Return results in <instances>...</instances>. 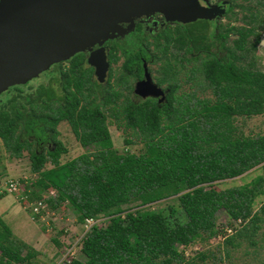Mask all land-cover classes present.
<instances>
[{
    "label": "trees",
    "instance_id": "obj_1",
    "mask_svg": "<svg viewBox=\"0 0 264 264\" xmlns=\"http://www.w3.org/2000/svg\"><path fill=\"white\" fill-rule=\"evenodd\" d=\"M245 1L232 0L229 21L218 26L215 41L208 36L205 20L158 34L154 45L162 57L154 55L161 61L156 82L168 89L162 103L132 93L129 79L136 70L141 73L140 57L146 61L153 57L146 51L148 43H142L146 36L137 31L131 32L130 42H125L129 34L123 38L126 46L108 41L109 61L117 62V49L125 58L117 86L99 90L103 85L93 78L84 53H78L67 61V69L53 64L46 71V84L25 93L15 87L17 92L11 89L0 102L5 150L15 158L26 151L31 172L37 174L31 194L38 199L39 193L54 189L57 196L48 200L49 205L55 209L66 202L80 221L110 218L105 227L92 225L85 233L81 251L86 261L73 258L63 264H183L178 245L187 246L199 233L211 232L221 209L232 219L248 220L250 226L237 235L252 238L263 220L264 203L257 212H252L251 203L264 193V177L241 189L204 187L264 162V133L245 135L235 124L238 117L264 113V71L257 68L255 57L264 32L259 9L264 0ZM234 7L244 12L241 17ZM230 20L242 24L231 25ZM184 60L196 61L189 81L201 74L202 90H210V98L177 94L181 85L176 65ZM109 118L124 134L125 145L142 144L139 153H118L110 146ZM61 121L68 122L80 145L99 147L61 163L67 152L58 139ZM47 162L51 168H44ZM175 195L187 216L185 222L171 224L161 213L125 207ZM232 241L227 237L224 242ZM37 254L0 218V264H28Z\"/></svg>",
    "mask_w": 264,
    "mask_h": 264
},
{
    "label": "rangeland",
    "instance_id": "obj_2",
    "mask_svg": "<svg viewBox=\"0 0 264 264\" xmlns=\"http://www.w3.org/2000/svg\"><path fill=\"white\" fill-rule=\"evenodd\" d=\"M144 1V0H143ZM147 1V0H145ZM174 0H163V2L169 5ZM202 7H221L222 5H230V0H198ZM239 4H245V0H236ZM255 3V0H253ZM262 16H264V3L259 6ZM235 12L238 17H241L244 12H241L238 7H236ZM158 12L144 11L140 10L138 12L132 13L124 26L120 23H115L118 28L117 31L124 34L125 32H131L134 26L138 25V20L141 22H147L153 19V16ZM160 14V13H158ZM162 14V13H161ZM163 16V15H162ZM164 17V16H163ZM157 16L156 21L164 22L165 27L173 28L178 24V21L173 18ZM119 17H115L117 20ZM127 19V18H126ZM209 31L208 36L210 39L215 41V36L218 31V26L220 24H227L229 19L226 15L218 14L212 18H209ZM231 25H240V21L230 20ZM107 32V27L105 24L99 21H90L87 23H82L74 25L67 30L59 34L55 39L49 42L47 45V51H36L25 53L15 59H11L3 63L0 68L4 67L3 77L8 80V84L15 78L20 77V83L10 84L9 87L0 90V102L6 97L10 90L17 92L15 87H19L22 92H30L35 89V87L40 83H47L46 71L53 65L50 63L48 68L41 69L38 73H33V77L26 82L27 75H24L25 71H33V67L37 65L36 62L40 61L41 54L48 53L49 55L55 52H70L73 45L88 44L87 49L76 52L87 54L95 49V47H100L99 42L93 45L92 40L103 35ZM119 34H113V38L107 41L114 42L118 45L126 44L121 39H115ZM134 36L133 33H129L126 37L125 42H130L131 38ZM146 41L142 43H148L147 50L153 55H159L162 57V53L154 45L157 38L153 35L146 34ZM234 38L232 35L230 37ZM161 41V40H160ZM106 44L103 42L102 46L105 47L106 51H109L108 42ZM93 45V46H92ZM129 47V46H128ZM220 47V46H219ZM97 49V48H96ZM214 50H217L216 48ZM117 62L110 63L107 77L103 86L99 89L103 91L110 86H117L120 82V77L124 73L125 58L123 57L122 50L117 49ZM170 52H175L171 50ZM73 55V56H74ZM202 53L201 56H203ZM72 55L65 54V60L57 62L62 68L67 69V61L73 57ZM181 54H179V58ZM188 57V56H186ZM255 57L257 60V68L264 71V32H261L260 43L257 46L255 52ZM161 61L152 60L148 63L151 69V80L156 83V78L159 76L158 67ZM196 61L187 62L186 60L182 63L176 65L178 70L179 83L181 85L178 95L195 93L198 97H211L210 90H202L204 86L203 77L198 72L195 74L194 78H191V69ZM198 64V63H197ZM95 78V77H94ZM24 82V83H22ZM131 86H134L136 78L132 77L129 79ZM163 89L166 85L161 86ZM118 88V87H116ZM235 124L239 130L245 135H257L264 133V113L253 116V117H238L235 119ZM108 129L110 132V146H112L118 153L132 152L139 153L142 148L141 143H135L132 145H125L124 134L120 129H118L115 124L108 119ZM59 131L58 139L67 148V152L62 154L60 157V162L64 163L71 160L78 155L96 150L99 146L95 143L86 146L80 145L76 140L74 134L72 133L70 126L65 121L59 122L57 126ZM52 165L47 162L44 168H51ZM37 177V174L31 172L30 162L28 154L26 151L19 158L10 156L9 152L5 150L2 140L0 139V215L4 214L3 210L7 207L11 208L16 206L19 217V227H14V223L6 219L7 224L10 228L14 227L16 233L21 237H24L28 241V245L33 249L37 250L38 254L31 260L28 264H63V262L70 259H79L81 261H86L85 255L81 251L82 239L87 232V230L92 225H97L100 228L105 227L109 222L110 218L105 216H100L97 219H92L90 222L78 220V215L71 209V207L65 202L62 203L57 208H52L50 205L48 207V212L43 213L42 217L31 218L32 213L30 206L34 200L37 199L36 195H32L30 190L33 189V183ZM256 177H264V162L248 170L244 174L231 178L224 179L220 181L213 182L209 185H205L206 189H212L215 191H224L231 188H243L250 185L253 179ZM19 179L24 183L25 191L22 194L8 193L4 191L5 181L7 179ZM52 190V189H51ZM49 191H44L39 193L48 194ZM24 196V197H23ZM57 194L51 196L52 201L55 200ZM23 197V198H21ZM13 198V199H12ZM10 200L12 205L10 206ZM264 203V193L257 194L251 203L252 212H257L259 207ZM125 207L131 208V211L141 212V213H161L167 217L168 221L172 224L175 221L185 222L187 221V216L184 213L182 206L179 201V196L175 195L154 203H150L143 206H136L135 204L128 205ZM33 217V216H32ZM17 221V220H16ZM236 219L230 218L228 213L221 209L216 214V220L214 227L211 232H202L195 236L194 240L187 246L178 245V250L182 252L185 263L183 264H264V217L263 220L257 223L258 228L250 239L248 236H238V231L244 229L248 225V220L242 221L235 225ZM231 227L232 232L228 233L226 228ZM18 234H15L18 239L21 240ZM227 237H233L232 244L225 243ZM23 241V240H22ZM254 241V243H252Z\"/></svg>",
    "mask_w": 264,
    "mask_h": 264
},
{
    "label": "water",
    "instance_id": "obj_3",
    "mask_svg": "<svg viewBox=\"0 0 264 264\" xmlns=\"http://www.w3.org/2000/svg\"><path fill=\"white\" fill-rule=\"evenodd\" d=\"M216 8L218 9L202 7L198 0H174L170 5L163 0H0V66L25 53L47 51L46 44L74 25L99 21L106 25L107 32L92 40L93 45L99 42L100 47L89 52L87 64L94 68L98 83H104L109 62L102 44L105 40L113 38V34H122L117 31L115 23L128 20L130 15L139 9L159 12L166 18L186 23L222 14V11ZM115 17L119 18L114 20ZM87 45H73L71 50H68L70 52L41 54L42 57L32 68L33 71L24 72V75H27L24 82L28 77L31 79L33 73L47 69L50 63L65 60V54L73 56L76 52L87 49ZM143 69L144 77L136 83L134 93L142 98L154 97L159 98V102L163 101L165 93L152 82L145 62ZM3 70L4 67L0 68V90L10 84H21L18 76L8 84V80L3 77Z\"/></svg>",
    "mask_w": 264,
    "mask_h": 264
},
{
    "label": "flooded vegetation",
    "instance_id": "obj_4",
    "mask_svg": "<svg viewBox=\"0 0 264 264\" xmlns=\"http://www.w3.org/2000/svg\"><path fill=\"white\" fill-rule=\"evenodd\" d=\"M236 1V0H235ZM205 7H207V6H205ZM231 7H232V0H230V5H227V7H226V5L224 6V5H222L221 7H218V11H222V15H226V16H228L229 14H230V9H231ZM207 8H209V7H207ZM211 8H215V7H211ZM234 10L236 9V7H234L233 8ZM159 13V12H158ZM158 13H156L154 16H153V19L152 20H150V21H147V22H143L142 20H141V22L138 20V25L137 26H134L133 27V30H131V32H134V31H137V34H143L144 36H146V34H149V35H153L154 36V38L155 37H157L158 36V34H160V33H162V31H164L165 29H167V27H165V25H164V22H160V21H156V17L157 16H161V17H163L162 15L163 14H158ZM164 18V17H163ZM199 20H202V21H208V22H210V19H207V18H198V19H196V20H194V21H190V22H186V23H182V22H179L178 21V24L177 25H186V24H189V23H193V22H195V21H199ZM123 26L126 24V23H121ZM127 25V24H126ZM176 26V25H175ZM130 31L128 32H125L124 34H121V35H118L115 39H122V38H124L125 36H127L129 33H131ZM107 42L108 41H106V44H107ZM114 42H116V41H114ZM105 44V45H106ZM96 48H98V47H95V49H93V51L94 50H96ZM105 48V47H104ZM109 50H110V48H109ZM146 51L149 53V51L146 49ZM105 53H106V56H107V61L109 62V66H110V55H109V53H110V51H106V49H105ZM151 53V52H150ZM89 54V53H88ZM88 54H87V56L85 55V60H86V62H87V57H88ZM152 54V53H151ZM153 55V54H152ZM153 57H154V55H153ZM152 57V58H153ZM140 60L142 61L141 62V68H142V71H141V73H139V70H136V72L137 73H131V78L132 77H135L136 78V82H135V84H134V86H132V90H133V94L134 95H136L135 93H134V89H135V85H136V83L138 82V81H140V80H142L143 79V77H144V69H143V63L145 62L146 63V67H147V71H148V73H149V75H150V77H151V74H150V71H151V69H150V67H149V62H150V60L149 61H146L143 57H140ZM88 65V64H87ZM68 66V65H67ZM89 66V65H88ZM90 67V66H89ZM51 68H52V66H51ZM50 68V69H51ZM92 69H93V78L95 77V75H94V68L92 67ZM109 69V68H108ZM138 69V68H137ZM108 73V72H107ZM107 77V76H106ZM95 80H96V77L94 78ZM97 81V80H96ZM98 82V81H97ZM101 84V83H100ZM156 85H158L157 84V82L155 83ZM159 87H161L160 85H158ZM162 88V87H161ZM163 89V88H162ZM163 91H164V93H165V97H164V99H163V101H161V102H159V98H155L159 103H162V102H164L165 101V99H166V95H167V92H168V89L165 87L164 89H163ZM136 96H138V95H136ZM138 97H140V96H138ZM140 98H142V97H140ZM152 98H154V97H152ZM143 99V98H142Z\"/></svg>",
    "mask_w": 264,
    "mask_h": 264
},
{
    "label": "built area",
    "instance_id": "obj_5",
    "mask_svg": "<svg viewBox=\"0 0 264 264\" xmlns=\"http://www.w3.org/2000/svg\"><path fill=\"white\" fill-rule=\"evenodd\" d=\"M4 191L8 192V193H16V194H22L25 189H24V183L19 180V179H7L5 181V186H4ZM55 190L52 189L48 194H42L40 196V198L34 200L30 206V209L32 211V215L33 217H42L43 213H47L48 212V207H49V203L48 200L51 199V196L53 194H55ZM24 197V196H23ZM21 197V198H23ZM86 222H90L92 221V219H85ZM241 219H236L235 221V225H237V223H241ZM225 230L228 231V233L232 232L231 227L226 228Z\"/></svg>",
    "mask_w": 264,
    "mask_h": 264
},
{
    "label": "crops",
    "instance_id": "obj_6",
    "mask_svg": "<svg viewBox=\"0 0 264 264\" xmlns=\"http://www.w3.org/2000/svg\"><path fill=\"white\" fill-rule=\"evenodd\" d=\"M66 123H68L67 121H65ZM69 125V124H68ZM37 178V177H36ZM0 196H3V195H1L0 194ZM13 199V198H12ZM10 206L12 205V202H11V200H10ZM3 213L4 214H2V215H0V218L7 224V222H6V219H8L10 222H13L14 223V227H19V223H20V221H19V217L21 218V215H18V213H17V209H16V206L15 207H13V205L11 206V208H6L5 210H3ZM29 216L31 215V218H34V217H32L33 215H32V213H30V214H28ZM17 220V221H16ZM7 226L10 228V226L7 224ZM14 227H12V228H10L11 229V231H12V233L15 235V234H18V233H16L17 231H15V228ZM19 235V234H18ZM16 236V235H15ZM19 237H21L20 235H19ZM21 240H23L25 243H27L28 244V241L24 238V237H21ZM37 251V250H36ZM38 252V251H37Z\"/></svg>",
    "mask_w": 264,
    "mask_h": 264
}]
</instances>
